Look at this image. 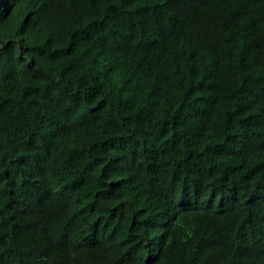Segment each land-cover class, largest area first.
Masks as SVG:
<instances>
[{
  "label": "trees",
  "instance_id": "obj_1",
  "mask_svg": "<svg viewBox=\"0 0 264 264\" xmlns=\"http://www.w3.org/2000/svg\"><path fill=\"white\" fill-rule=\"evenodd\" d=\"M0 264H264V0H0Z\"/></svg>",
  "mask_w": 264,
  "mask_h": 264
}]
</instances>
